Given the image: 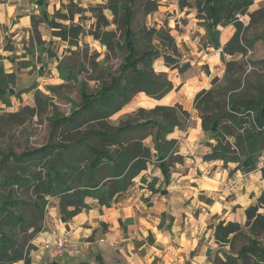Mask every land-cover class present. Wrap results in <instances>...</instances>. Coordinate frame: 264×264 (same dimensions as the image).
I'll return each instance as SVG.
<instances>
[{"label": "trees", "instance_id": "1", "mask_svg": "<svg viewBox=\"0 0 264 264\" xmlns=\"http://www.w3.org/2000/svg\"><path fill=\"white\" fill-rule=\"evenodd\" d=\"M50 0H35L47 11ZM257 0H179L181 8L194 7L199 25L207 34V45L226 56L244 54L250 41L241 38V16ZM142 8L149 15L158 10L153 0H109L106 9L112 12L115 23L122 30L121 42L112 40L110 33H96L95 38L110 51L125 52L118 74L93 94L82 93L83 101L70 117L55 119L49 142L41 148L21 154L12 149L3 153L0 162V262L4 264H32L31 253L37 248L33 241L43 233L45 206L58 200L59 213L66 221L84 210L91 201L112 207V202L125 194L149 165L156 162L163 176L164 186L156 188L157 178L142 183L162 196L168 194L171 175L177 170L173 163H183L175 155L177 140H167L176 129H184L189 113L183 106L140 108L127 121L111 126L110 118L143 93L153 100H161L175 88L166 73H157L154 63L163 58L171 69L187 70L177 57L175 39L166 28L143 26L133 29L135 9ZM100 24L106 19L98 16ZM48 22L57 36L64 40L77 37L80 27L71 32L65 26ZM33 26L35 17H32ZM107 25V24H106ZM233 26L234 35L222 46L220 27ZM223 28V29H224ZM100 32V31H99ZM13 51L14 47L6 46ZM170 51L173 52L170 53ZM17 73H8L0 63V102L11 106L10 97L17 95ZM40 98H36L38 104ZM155 104H150L154 107ZM195 109L202 128L214 143H206L211 151L205 161H222L223 166L236 165V171L251 173L264 162V96L242 97L235 89L215 84L195 97ZM29 107L22 112H34ZM22 113H8L0 121L18 122ZM92 125L81 136L68 133ZM60 128L65 140L53 142ZM152 138L153 146L146 144ZM93 141V142H92ZM97 141V143H96ZM175 159V162L173 160ZM177 159V161H176ZM264 170V168H262ZM30 196L25 199L23 196ZM246 222L221 221L215 226V239L222 249L216 250L212 264H264V191L257 202L245 210ZM211 253L209 250L208 254ZM50 264L61 263L53 260ZM77 264H90L81 262Z\"/></svg>", "mask_w": 264, "mask_h": 264}, {"label": "rangeland", "instance_id": "2", "mask_svg": "<svg viewBox=\"0 0 264 264\" xmlns=\"http://www.w3.org/2000/svg\"><path fill=\"white\" fill-rule=\"evenodd\" d=\"M21 1L27 3V8H25L27 12L23 14L24 16H26L25 13L30 15L31 25L28 28H10V25L19 22V16L17 20L8 19L7 25L0 23V63L6 72H16L18 78L15 86L18 93L10 97L11 106L5 104V101L0 102V116L8 113H22L18 122L0 121V162L3 153H8L10 149L21 154L26 150H34L46 145L52 132V122L57 118L70 117L82 103L83 92L96 93L104 83L110 82L111 78L118 74L125 57V52L122 49L115 52L110 51L94 35L110 33L113 41L121 42L122 30L115 23L112 12L106 9L109 0H50L44 15L42 14L43 8L35 4V0H33L35 7L31 3L32 0ZM153 1L158 3V10L152 14L147 15L142 8L136 7L133 29L138 30L143 26L157 29L166 28L175 39L177 57L180 58L181 64H187V70L180 73L178 69H171L163 58L155 61L154 68L157 73H166L168 78L173 80L177 98L183 102L185 108L191 107L195 112L190 114L188 127L183 129L184 132L194 125L192 117L200 118L195 109V97L201 86L209 89L215 84L223 88L235 89V92L242 97L264 96V0H257L249 9V14L241 16V38L244 41H250V44L244 54L226 56V61H233V65L229 67L222 59L220 51L207 45V34L205 29L199 25L194 5L181 8L179 0ZM6 3L8 4L9 1L0 0V4L7 6ZM100 14L106 19L104 24H100L101 22L98 20ZM32 17H35L36 26H33ZM2 18H4V13L1 11L0 20ZM50 20H54L53 24L61 25L62 29L66 26L70 32L71 27H80L78 36L69 37L68 40L62 39L55 33L60 29H53L48 24ZM229 28L235 32L233 26ZM229 28H224V30L220 27L221 44H225L230 39ZM6 46H12L14 50L7 51L5 50ZM170 53L173 54L172 51ZM164 68L167 69L165 72L162 71ZM37 97L40 98L38 104ZM168 100L169 98L164 102H168ZM156 102L143 93L137 95L129 105L110 118L111 126H117L121 122L127 121L129 116L140 108L146 110L155 108L156 106L150 107V104H156ZM27 107L35 111L22 112ZM91 126L90 124L85 125L68 133V136H81ZM63 129H59L53 142L65 140ZM146 144L152 147L153 139L148 138ZM182 159L185 165L187 160L185 157ZM173 161L175 162V159ZM173 166L177 168L176 162L173 163ZM262 168H264V162L256 171L261 173L264 180ZM153 170L148 176L153 174ZM183 170L189 169L184 168ZM235 172L230 173L231 177L236 175ZM207 181L214 183L212 180ZM148 183H142L147 191L142 193L143 197L141 198L145 204L150 203L147 206L154 205L152 196L156 194L155 192L153 195L148 193ZM176 185L179 186L178 183ZM173 186L175 185L171 187ZM209 186L213 187V184ZM139 188L144 189L141 185ZM218 189H220L219 186ZM129 190H133L132 187ZM23 197L30 199V196L27 195ZM56 202L58 200L53 199L45 206L43 232H50L53 230L52 226L54 228V223L52 224L50 219H52V214H55L52 207H57ZM199 212L200 209L194 207L193 216L197 217ZM150 216L156 220L160 218L163 224L165 217L158 211L151 212ZM186 217V214L180 217L183 219V227L186 225ZM237 219L242 220V217H237ZM220 220L218 217L213 221L219 224ZM166 221H168L166 229L170 232L175 221L171 211H169ZM102 237H104L102 234L98 235L96 243L90 246V252L94 256L102 252L105 264H128L123 256L118 255L115 251L116 248L111 246L109 240L100 241ZM87 240L91 242L94 238L90 237ZM212 240L215 243V237H212ZM214 249L215 251L220 250L222 246L215 243ZM81 251L83 250L81 249ZM210 255L214 258L215 254L211 251L209 257ZM79 259L65 257V260H69L71 263L82 261ZM0 264L4 263L0 262Z\"/></svg>", "mask_w": 264, "mask_h": 264}, {"label": "crops", "instance_id": "3", "mask_svg": "<svg viewBox=\"0 0 264 264\" xmlns=\"http://www.w3.org/2000/svg\"><path fill=\"white\" fill-rule=\"evenodd\" d=\"M8 1L7 6L0 4V12L4 13V18L0 20V23L7 25L8 19L17 20L19 16V22L10 25V28H28L31 25L30 15L25 13L26 16H24L23 14L27 12L25 9L27 3L21 0ZM31 3L33 5L34 1L32 0ZM229 27H225V29ZM233 34L234 32L231 31V37ZM166 70V68L162 69L164 72ZM171 81L173 82V80ZM204 89L207 88L203 86L198 88L200 91ZM167 98H169L168 102H164ZM177 104L184 106L173 90L163 99L157 100L155 106H175ZM185 107L183 108L189 115L195 113L191 107ZM192 119L194 125L188 128V131L176 129L167 136V140L178 141L175 155L185 157L187 160L185 165L176 163L177 171L171 175L167 195L154 194L152 196L154 205L149 206L147 204L150 203L145 204L141 199L142 193L147 191L141 181L143 176L150 182L153 178H157L156 188L164 186L161 171L157 163L154 162L149 165L148 170L135 179L133 190L119 196L112 202L110 208L100 206L98 201L93 200L90 202L89 210H84L71 220L66 221L61 217L58 206H53L55 214H52L53 220L49 219L52 224L54 223V228L51 225L53 230L44 231L35 240L34 245L38 249L31 253L32 264H50L53 260L71 263L69 260H65L67 256L82 260L77 263L105 264L102 252L94 256L89 250L90 246L96 243L99 234L104 236L100 241L109 240L111 246L116 248L115 251L118 255L123 256L128 264H212V257L211 255L209 257L207 252L208 250L214 254L216 252L214 247L217 242L216 239L215 243L212 240V237H215V227L211 226H215L218 222L213 220L219 217L221 219L219 222L232 221L244 224L246 222L245 210L255 204L264 191L262 188L264 180L258 171L243 173L236 171L234 164L225 168L222 161H205L204 156L211 151L206 143H212L213 140H210L203 131L201 118L194 119L192 117ZM184 168L189 170L184 171ZM152 169H154L153 174L148 176L152 173ZM233 171H236V175L231 177L230 173ZM176 177L180 178L177 180ZM207 180H212L214 183H209ZM211 184L214 188L209 186ZM140 185L145 188L140 189ZM172 185L175 186L171 187ZM148 193L153 195L149 188ZM208 199L211 201L208 202ZM185 202H190L188 204L191 205ZM194 207L200 209L197 217L193 216ZM154 211H158L165 217L163 224L160 218L157 220L151 218L150 214ZM169 211L175 218L170 232L166 229L168 223L166 218ZM183 214L187 216L184 227L183 219L180 218ZM237 217H242V220L239 219L241 220L239 221ZM57 233L58 235H67L69 240L75 244L76 250L67 252L60 259H53L50 257V248L56 242L55 234ZM90 237L94 238L91 242L87 240Z\"/></svg>", "mask_w": 264, "mask_h": 264}, {"label": "built area", "instance_id": "4", "mask_svg": "<svg viewBox=\"0 0 264 264\" xmlns=\"http://www.w3.org/2000/svg\"><path fill=\"white\" fill-rule=\"evenodd\" d=\"M56 235V242L50 248V257L53 259H60L64 257L67 252H74L76 250L75 244H73L67 235Z\"/></svg>", "mask_w": 264, "mask_h": 264}]
</instances>
